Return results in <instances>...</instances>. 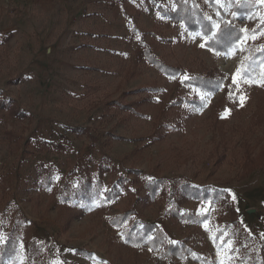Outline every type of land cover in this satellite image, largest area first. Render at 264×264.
Here are the masks:
<instances>
[{
    "label": "rangeland",
    "instance_id": "obj_1",
    "mask_svg": "<svg viewBox=\"0 0 264 264\" xmlns=\"http://www.w3.org/2000/svg\"><path fill=\"white\" fill-rule=\"evenodd\" d=\"M191 1L210 19L211 3L230 9L229 0ZM253 1L252 16L237 21L245 36L226 55L202 48L201 36L156 10L173 9L174 0H0V99L26 115L17 118L0 109V235L6 240L19 212L27 218L24 239L41 245L46 254L41 264H167L148 250L123 248L120 229L108 225L109 218L134 205L137 217L156 223L169 242L190 236L188 246L204 264H251L241 260L242 251L227 239V231L218 236L229 223L220 205L191 202L197 213L209 212V220L176 226L164 215L165 199L146 204L142 181L184 179L194 187L224 190L241 225L255 242L262 238L264 63L256 80L248 83L237 76L238 88L232 83L243 50L264 46V4ZM8 35L11 39L3 42ZM140 40L150 43L161 61L182 68L184 76L166 78L147 64ZM212 69L231 85L225 91L205 95L184 84L188 75ZM143 88L157 90L136 94ZM193 96L203 97L202 108L173 106L176 99ZM114 101L133 104V111L111 105ZM167 125L176 130L149 145L148 137ZM89 158H106L113 165L103 177L104 191L119 178L125 183L106 213L89 212L66 228V211L36 183V165H51L56 183ZM89 167L94 170L93 163ZM70 182L76 185L75 178ZM19 264L39 263L23 254Z\"/></svg>",
    "mask_w": 264,
    "mask_h": 264
},
{
    "label": "trees",
    "instance_id": "obj_2",
    "mask_svg": "<svg viewBox=\"0 0 264 264\" xmlns=\"http://www.w3.org/2000/svg\"><path fill=\"white\" fill-rule=\"evenodd\" d=\"M228 4L230 9L225 12L218 5L211 3L210 8L214 14L213 19L207 18L198 3L191 0H174L173 9L158 6L156 10L171 23L182 24L189 34H198L201 37L209 31L212 24H219V39L205 47L214 53L228 55L238 48L240 41L246 34L239 29L237 21L243 22L252 16L255 2L253 0H240L238 2L229 0ZM233 13H236V15L234 16ZM11 37V35H8L2 40L8 42ZM236 37H240L239 42L236 41ZM139 44L143 60L156 68L161 75L166 78H182L184 76L185 72L182 68L167 65L157 58L150 43L146 44L140 40ZM242 55L245 57L240 65L241 72L246 80H256L259 76V67L264 63V46L259 49L251 46L246 47ZM245 69H247L246 72ZM184 84L205 95L225 91L228 86H231L226 81L225 76L215 69L208 70L200 76L188 75V79L184 81ZM156 90L155 88H143L137 91L136 94L146 91L155 92ZM181 104H186L191 109H198L203 107L204 100L198 96L178 98L173 106ZM111 105L121 110L133 111V104L131 103L121 104L114 101ZM4 108L8 109L9 113L17 118L26 116L25 112L16 104L0 99V109ZM162 129L153 132L148 137L149 145L164 140L171 131L176 130L168 125L162 126ZM47 144L56 150L64 149L59 143ZM260 156L262 157L260 167L264 170V149ZM90 163L94 164L93 171L89 167ZM36 168V183L39 189L51 191L54 194L52 200L54 204L61 210L66 211V228L74 220L82 219L89 212L106 213L109 203L120 197V187L125 183L124 179L119 178L116 184L104 191L103 177L113 168V165L106 158H101L98 162H94L90 158L86 159V161H82L76 167L66 171L56 183L51 165L38 163ZM255 169L256 167L251 168L250 171L246 170V175L243 177H247ZM71 178H75V186L70 182ZM142 187L146 192V204L156 205L158 198L165 199L164 215L176 226L200 225L209 220V212L197 213L196 208L190 205L191 202L209 203L210 207L215 206V204L220 205L221 211L226 210L228 212L229 223L218 233V236H221L223 231H227V239L232 238L242 251V261L250 259L251 264H264V231L262 238L255 242L254 237L245 230L237 218V212L226 191L211 187H194L184 179L170 182L164 179H147L142 181ZM187 205L189 206L185 209ZM24 223H27V218L18 212L8 229L5 242L0 244V264H19L23 254L29 262L41 264L45 260L46 254L42 246L24 239L22 235ZM107 223L115 229H120L122 235L121 246L130 251L148 250L155 255L157 261L167 264H174L176 260H192L196 264H204L203 259L194 256L188 246L190 236L184 237L177 243L169 242L164 231L156 223L143 222L137 217L134 205L109 218ZM126 223L129 225L125 226ZM261 223L264 227V208L262 209Z\"/></svg>",
    "mask_w": 264,
    "mask_h": 264
},
{
    "label": "snow or ice",
    "instance_id": "obj_3",
    "mask_svg": "<svg viewBox=\"0 0 264 264\" xmlns=\"http://www.w3.org/2000/svg\"><path fill=\"white\" fill-rule=\"evenodd\" d=\"M217 3L220 4L221 3V0H217ZM260 3L264 4V0H260ZM221 6H223V5H221ZM233 15L235 16L236 13H233ZM262 22H264V21H262ZM219 31H220L219 24H212L211 25V28L209 29V31L206 32L204 34V36L202 37V39L204 40V43H202L200 46L203 48L206 45H209L211 42L217 41L219 39ZM244 31H247V30H244ZM252 38L255 39L256 37L253 36ZM239 40H240V37H236V41L239 42ZM244 71L246 72L247 69H245ZM237 76H239V79H245V76L241 72L240 69L237 70V75L236 76H233L232 83H233V85H236L237 88H238V79H237ZM245 82L251 83L252 81L251 80H245ZM230 98H231V93H230ZM202 99H203V97H202ZM239 100H240V103H241V106H242L243 105V102L245 100V97L243 95H241L239 97ZM232 198H233V200L236 199V197L234 195H233ZM4 242H5V238L2 235H0V244H3Z\"/></svg>",
    "mask_w": 264,
    "mask_h": 264
}]
</instances>
